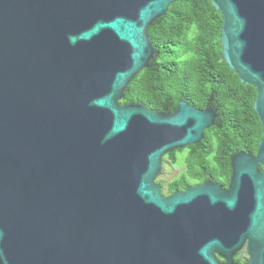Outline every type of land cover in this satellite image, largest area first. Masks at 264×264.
<instances>
[{
  "label": "water",
  "instance_id": "obj_1",
  "mask_svg": "<svg viewBox=\"0 0 264 264\" xmlns=\"http://www.w3.org/2000/svg\"><path fill=\"white\" fill-rule=\"evenodd\" d=\"M175 1L0 0V264H234L243 246L244 264H264V0H209L262 127L254 155L230 157L226 190L164 196L155 182L216 109L119 103Z\"/></svg>",
  "mask_w": 264,
  "mask_h": 264
},
{
  "label": "trees",
  "instance_id": "obj_2",
  "mask_svg": "<svg viewBox=\"0 0 264 264\" xmlns=\"http://www.w3.org/2000/svg\"><path fill=\"white\" fill-rule=\"evenodd\" d=\"M222 17L209 0H177L147 27L155 53L129 81L119 103H140L152 111L173 112L178 100L196 108L212 107L217 118L202 140L173 149L163 158L184 159V170L162 191L189 180H214L226 187L230 157L254 155L262 127L253 109L256 89L241 82L221 55ZM261 167L259 166V169Z\"/></svg>",
  "mask_w": 264,
  "mask_h": 264
},
{
  "label": "flooded vegetation",
  "instance_id": "obj_3",
  "mask_svg": "<svg viewBox=\"0 0 264 264\" xmlns=\"http://www.w3.org/2000/svg\"><path fill=\"white\" fill-rule=\"evenodd\" d=\"M183 159H184L183 157L178 158L176 161H173V160L171 161V160L169 159L170 166H171L172 168H174L175 170H177L178 173L175 174V176H173L172 178L168 179L166 182L163 183V182H161V180L159 181V176H161V173H162L161 171H160V173L157 175V177H156V179H155V182H156L157 184L160 185L161 192H162V194H163L164 196L170 195V194L173 193L174 191H184L185 189H187V188H189V187H193V186L199 185V184H201V183H203V182H206V181H210V182H212V183H217V184L220 185L224 190L227 189L228 184L226 185V187H224V186H222L220 183H218L217 181H214V180H204V181H202V182H199V181H197V180H189V181H188V184L183 185L181 188L173 189V190H172L171 192H169V193H167L165 190L162 191V189L165 188V186L168 184L169 181L173 180L175 177H177V176L180 174L181 171L184 170L185 166H184V163H183V162H184ZM162 160H163V159H162ZM230 176H231V175H230ZM246 258H247V251H246V248H245L244 246H243V247H242L237 253H235V254L233 255V257H232V259H233V263H234V264H244ZM216 259H217V261H219L220 263H225V262H226L225 259H223L222 257L217 256V255H216Z\"/></svg>",
  "mask_w": 264,
  "mask_h": 264
},
{
  "label": "rangeland",
  "instance_id": "obj_4",
  "mask_svg": "<svg viewBox=\"0 0 264 264\" xmlns=\"http://www.w3.org/2000/svg\"><path fill=\"white\" fill-rule=\"evenodd\" d=\"M161 172L162 173H161V176H159V181L161 180V182L163 183L178 173L177 170H175L174 168L170 166L169 159L166 157L163 158L162 160Z\"/></svg>",
  "mask_w": 264,
  "mask_h": 264
}]
</instances>
